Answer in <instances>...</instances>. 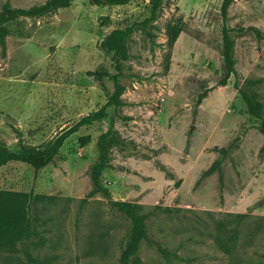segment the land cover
I'll return each instance as SVG.
<instances>
[{
	"label": "rangeland",
	"instance_id": "obj_1",
	"mask_svg": "<svg viewBox=\"0 0 264 264\" xmlns=\"http://www.w3.org/2000/svg\"><path fill=\"white\" fill-rule=\"evenodd\" d=\"M44 1L0 0V10ZM223 1L161 0L147 20L151 0H74L5 23L0 140L11 150L20 139L44 143L102 106L113 82L88 71L115 69L100 42L115 27L134 29L122 104L67 136L44 167H0V189L37 195L26 233L0 250V264L120 263L132 222L92 181L97 140L111 124L101 182L112 199L135 203L148 229L130 264H264V0H230L225 20ZM224 23L236 74L220 85ZM236 80L260 117L249 112Z\"/></svg>",
	"mask_w": 264,
	"mask_h": 264
},
{
	"label": "trees",
	"instance_id": "obj_2",
	"mask_svg": "<svg viewBox=\"0 0 264 264\" xmlns=\"http://www.w3.org/2000/svg\"><path fill=\"white\" fill-rule=\"evenodd\" d=\"M74 0H46L43 3L35 4L30 7H15L6 3L0 10V41L4 43L6 27L5 23L18 17H39L57 10L58 8L67 7ZM92 4L97 5H113L126 4L131 0H89ZM152 13L147 20H152L155 17V11L160 5L161 0H151ZM230 0H224L221 10L223 19L226 18L227 8ZM145 23V21H144ZM134 27L126 25L124 27H115L107 32L101 42V47L106 52H112L113 66L115 71L110 72L106 68H99L88 71L89 74L96 76L98 80L103 77H109L113 82V90L108 95L107 101L98 109L82 115L75 123L67 128H63L59 134L41 144H30L20 139L19 148L11 150L6 143L0 140V167L9 161H20L31 165L35 170L44 167L51 163L59 153L65 139L71 133L77 131L81 126L93 124L97 120L108 115L107 107L114 105L115 107L122 104V93L125 86L120 77L122 75L123 61L128 57L126 40L132 33ZM178 31H173L170 36V43L177 37ZM223 32V60L225 71L219 81L220 85L226 84L232 73L236 74L234 60L232 58L233 40L229 33L228 26L224 23L222 26ZM235 86L239 90L243 99L247 103L248 110L251 114L260 117L261 111L254 97L238 86V81H235ZM206 92V91H205ZM205 92L198 97L200 101ZM261 130L264 132V120L261 123ZM112 124L108 129L101 133L98 137L97 144L99 150L98 162L92 170V181L95 190L103 192L108 198L109 203L117 210L124 213L132 222V233L126 247L122 250L119 264H130V259L138 252L140 243L144 239H148V229L145 221L146 216L140 213L137 205L128 200H115L111 198V193L107 187L101 182V174L109 163V146L112 137ZM37 195L32 192H21L14 190L0 189V250L8 243L24 235L27 231V219L29 214V201ZM235 216H243L236 213ZM159 248L167 252V250L159 246Z\"/></svg>",
	"mask_w": 264,
	"mask_h": 264
}]
</instances>
